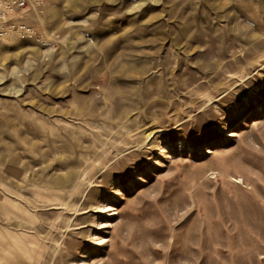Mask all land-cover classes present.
<instances>
[{
  "label": "rangeland",
  "instance_id": "rangeland-1",
  "mask_svg": "<svg viewBox=\"0 0 264 264\" xmlns=\"http://www.w3.org/2000/svg\"><path fill=\"white\" fill-rule=\"evenodd\" d=\"M26 22L47 47L0 43V264H264V0Z\"/></svg>",
  "mask_w": 264,
  "mask_h": 264
},
{
  "label": "built area",
  "instance_id": "built-area-1",
  "mask_svg": "<svg viewBox=\"0 0 264 264\" xmlns=\"http://www.w3.org/2000/svg\"><path fill=\"white\" fill-rule=\"evenodd\" d=\"M43 0H0V43L10 38L26 44L47 47L46 39L32 23H27L29 12Z\"/></svg>",
  "mask_w": 264,
  "mask_h": 264
},
{
  "label": "bare ground",
  "instance_id": "bare-ground-1",
  "mask_svg": "<svg viewBox=\"0 0 264 264\" xmlns=\"http://www.w3.org/2000/svg\"><path fill=\"white\" fill-rule=\"evenodd\" d=\"M49 50H45L44 52H43V54H47V52H48ZM44 55V56H45ZM29 66H30V64H29V62H26V64H25V69L27 70L28 68H29ZM16 72H20V70L19 69H17V67H14V68H12V70H11V73L13 74H15ZM0 78H2V77H0ZM1 80V79H0ZM158 132V131H157ZM156 132V133H157ZM239 180V179H238ZM236 181V180H235Z\"/></svg>",
  "mask_w": 264,
  "mask_h": 264
}]
</instances>
